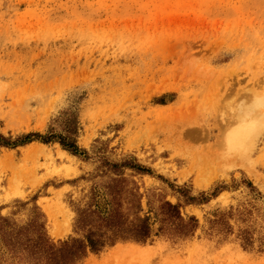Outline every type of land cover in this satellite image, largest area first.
Returning a JSON list of instances; mask_svg holds the SVG:
<instances>
[{
    "label": "rangeland",
    "instance_id": "obj_1",
    "mask_svg": "<svg viewBox=\"0 0 264 264\" xmlns=\"http://www.w3.org/2000/svg\"><path fill=\"white\" fill-rule=\"evenodd\" d=\"M72 114L88 160L58 141L0 147V220L43 213L52 242L78 236L77 210L117 177L97 166L132 159L152 174L125 170L124 207L179 203L196 232L78 264H264V0H0V132L64 133ZM38 262L0 242V264Z\"/></svg>",
    "mask_w": 264,
    "mask_h": 264
},
{
    "label": "trees",
    "instance_id": "obj_2",
    "mask_svg": "<svg viewBox=\"0 0 264 264\" xmlns=\"http://www.w3.org/2000/svg\"><path fill=\"white\" fill-rule=\"evenodd\" d=\"M78 134V118L72 114L66 119L64 133H55L53 130L46 134L29 132L14 139L0 132V147L14 148L34 141L43 143L58 141L72 155L82 156L88 160L87 150L78 144ZM97 169L106 173L112 172L117 177L112 178L110 184L106 186L108 198L102 199L98 194L99 191L94 187L89 204L85 208L77 210L75 231L78 236L62 240L58 244L52 242L46 232L43 213L36 214L27 225L20 228L16 226L15 222L1 217L0 242L12 259L18 257L28 263L32 260H39L38 264H78L87 257L90 251L98 253L119 240L147 242L153 238L154 234L189 237L196 232L199 220L194 215L185 218L179 203L161 199L159 208L150 212L155 214L154 221L150 213H143L140 197L139 200L135 199L136 201L132 202L131 206L124 207L129 182L125 176V170L131 169L141 174H152L146 166L132 161V159L119 162L104 158ZM250 186L255 189L251 182ZM174 189L182 195L186 204L210 201V197L206 196L205 192H202L200 196H193L186 187ZM130 195L131 198H137L133 192H130ZM212 195L215 196L216 193L214 192ZM213 222L224 227L222 230L231 228L223 214H220ZM156 223L159 224L157 232L154 228ZM243 239L247 245L251 244L249 231H244Z\"/></svg>",
    "mask_w": 264,
    "mask_h": 264
},
{
    "label": "bare ground",
    "instance_id": "obj_3",
    "mask_svg": "<svg viewBox=\"0 0 264 264\" xmlns=\"http://www.w3.org/2000/svg\"><path fill=\"white\" fill-rule=\"evenodd\" d=\"M249 130V129H248Z\"/></svg>",
    "mask_w": 264,
    "mask_h": 264
}]
</instances>
